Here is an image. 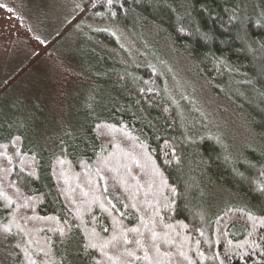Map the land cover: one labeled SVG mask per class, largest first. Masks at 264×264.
<instances>
[{"label": "trees", "instance_id": "16d2710c", "mask_svg": "<svg viewBox=\"0 0 264 264\" xmlns=\"http://www.w3.org/2000/svg\"><path fill=\"white\" fill-rule=\"evenodd\" d=\"M80 2L110 26L95 39L119 49L128 34L137 62L99 78L115 102L84 138L46 151L19 123L0 125V241L11 251L0 264H264V0ZM169 44L252 143L238 150L227 130L187 119L168 89ZM221 192L235 199L215 209Z\"/></svg>", "mask_w": 264, "mask_h": 264}, {"label": "rangeland", "instance_id": "374dc122", "mask_svg": "<svg viewBox=\"0 0 264 264\" xmlns=\"http://www.w3.org/2000/svg\"><path fill=\"white\" fill-rule=\"evenodd\" d=\"M106 27L80 0H0V125L19 123L29 142L46 151L60 139L84 138L86 121L115 102L99 78L115 62H137L128 34H118L119 49L95 39V30ZM163 48L174 77L168 89L193 126L227 130L238 150L252 143L244 118L212 91L195 63L172 44ZM234 199L217 193L213 208ZM9 257L7 242L0 241V258Z\"/></svg>", "mask_w": 264, "mask_h": 264}, {"label": "snow or ice", "instance_id": "6c2138e0", "mask_svg": "<svg viewBox=\"0 0 264 264\" xmlns=\"http://www.w3.org/2000/svg\"><path fill=\"white\" fill-rule=\"evenodd\" d=\"M109 3H111V0H108Z\"/></svg>", "mask_w": 264, "mask_h": 264}]
</instances>
